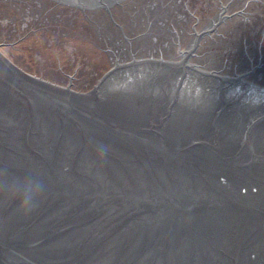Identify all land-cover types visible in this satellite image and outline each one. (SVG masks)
<instances>
[{
    "label": "water",
    "instance_id": "1",
    "mask_svg": "<svg viewBox=\"0 0 264 264\" xmlns=\"http://www.w3.org/2000/svg\"><path fill=\"white\" fill-rule=\"evenodd\" d=\"M0 264H264V0H0Z\"/></svg>",
    "mask_w": 264,
    "mask_h": 264
},
{
    "label": "clouds",
    "instance_id": "2",
    "mask_svg": "<svg viewBox=\"0 0 264 264\" xmlns=\"http://www.w3.org/2000/svg\"><path fill=\"white\" fill-rule=\"evenodd\" d=\"M43 191L44 185L42 181H32L30 185L31 194L29 196L21 198L18 210L24 214H30L31 212H33L39 206V201Z\"/></svg>",
    "mask_w": 264,
    "mask_h": 264
}]
</instances>
